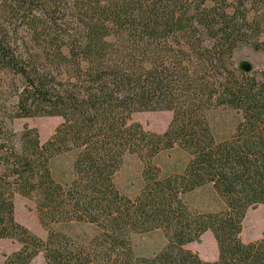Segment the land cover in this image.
<instances>
[{
    "label": "trees",
    "instance_id": "obj_1",
    "mask_svg": "<svg viewBox=\"0 0 264 264\" xmlns=\"http://www.w3.org/2000/svg\"><path fill=\"white\" fill-rule=\"evenodd\" d=\"M264 50V0H0V238L19 247L2 264H264L260 238L243 241L263 205L264 68L241 69L235 50ZM239 112L217 136L208 113ZM170 110L162 132L131 114ZM60 116L41 142L15 118ZM187 153L180 173L158 155ZM72 155L69 179L55 156ZM140 164L132 193L117 185L127 157ZM15 193L35 200L44 238L14 218ZM166 241L136 254L130 237ZM210 230L218 254L186 247Z\"/></svg>",
    "mask_w": 264,
    "mask_h": 264
},
{
    "label": "rangeland",
    "instance_id": "obj_2",
    "mask_svg": "<svg viewBox=\"0 0 264 264\" xmlns=\"http://www.w3.org/2000/svg\"><path fill=\"white\" fill-rule=\"evenodd\" d=\"M236 64L243 70L259 71L264 68V50L254 49L245 44L239 46L233 55ZM239 112L232 108L219 106L208 113L210 125L217 136H223L232 130L236 123ZM172 117L170 110H144L131 114L130 121L137 122L143 128L162 132ZM62 121L60 116H36L15 118L11 121L10 127L15 137L21 133L24 125L37 130L41 142L46 141L53 133L58 124ZM188 155L178 147L161 152L155 163L163 174L180 173L187 161ZM72 155L70 153L60 154L52 160L53 175L59 180L69 179L71 170ZM141 164L133 157L126 158L125 164L117 174V185L126 193H132L138 184V172ZM14 218L36 235L44 238L47 229L41 224L35 200L31 197L15 193L13 197ZM264 229L263 205L257 204L250 207L242 222L240 237L243 241H251L262 236ZM132 250L136 254H150L160 249L166 239L161 230L155 229L147 233H134L130 237ZM19 247V243L13 238H0V264L5 258ZM187 248L197 252L205 260H214L218 250L216 241L210 230L205 231L198 241L188 243ZM29 264H49L42 252L38 253Z\"/></svg>",
    "mask_w": 264,
    "mask_h": 264
}]
</instances>
